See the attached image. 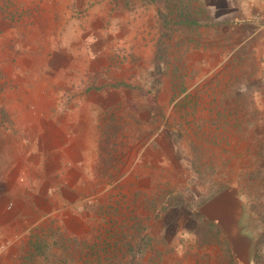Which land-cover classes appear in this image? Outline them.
Returning a JSON list of instances; mask_svg holds the SVG:
<instances>
[{
	"label": "rangeland",
	"instance_id": "1",
	"mask_svg": "<svg viewBox=\"0 0 264 264\" xmlns=\"http://www.w3.org/2000/svg\"><path fill=\"white\" fill-rule=\"evenodd\" d=\"M143 1L0 0L1 262L264 264V37L223 56L213 1L189 30Z\"/></svg>",
	"mask_w": 264,
	"mask_h": 264
},
{
	"label": "crops",
	"instance_id": "2",
	"mask_svg": "<svg viewBox=\"0 0 264 264\" xmlns=\"http://www.w3.org/2000/svg\"><path fill=\"white\" fill-rule=\"evenodd\" d=\"M150 0H144L139 6L142 7V5L148 4ZM171 1V2H170ZM213 3H211L214 6V12L211 14L214 16V14H217L219 12H223L222 14H217V18L219 20H216L215 17L214 21L223 24V56L229 53L228 47L225 48V46L231 44L230 48L237 49L239 46H237L238 41L242 43L246 42V40H249L250 38L257 36L258 34H261L262 37H264V0H211ZM151 2V1H150ZM202 0H164L163 2V9H160L162 13L159 15L161 16H169L170 27L172 25H181L184 26L183 29L189 30L191 28H196L201 26L203 23V19H208L207 11L205 5H201ZM132 4L135 2L132 1ZM138 5V4H137ZM176 7L175 13H171L170 9L171 7ZM182 9L185 10V12L182 11ZM216 9V10H215ZM157 12V11H156ZM154 13V12H153ZM141 14V13H140ZM155 14V13H154ZM163 22V18L161 20ZM206 22V21H205ZM211 25V23H210ZM164 28V27H163ZM217 28V27H215ZM213 32H215L214 28L212 29ZM255 46V45H254ZM254 46L247 48L246 53H251L254 56H260L264 55V47H261L258 45L256 48ZM225 48V49H224ZM243 49V48H242ZM256 49V53L251 52L252 50ZM257 60H251L255 61L256 63V69L260 68L259 65H263L261 69L264 68V63L260 64ZM22 153V152H21ZM23 155V154H22ZM10 159V156L7 154H3L0 152V184L8 182V166L9 164H5L2 160ZM18 168V165H16ZM22 169V168H21ZM18 173V172H17ZM17 173L15 174L17 176ZM16 182H19L15 179ZM3 190L0 188V191ZM0 194H2L0 192ZM55 196V199L60 202V207H64L67 205V192L65 190L61 193H55L53 194ZM237 212V209L233 213H228V211L223 212V219L227 222L228 225L231 224L232 218L235 216ZM216 227H218L216 225ZM229 227L227 228V230ZM219 229H217V232ZM231 231V230H230ZM228 232V231H227ZM216 234V233H214ZM226 231L223 230V236H225ZM233 233L231 231V237ZM187 237H191V234H187ZM187 238V239H189ZM239 242H235V248L238 252V244ZM186 250L189 248L186 247ZM216 258L212 259L210 261V264H216ZM219 261V260H218ZM220 264H223V260L219 261ZM226 263V261L224 262ZM0 264H5V262H1Z\"/></svg>",
	"mask_w": 264,
	"mask_h": 264
},
{
	"label": "bare ground",
	"instance_id": "3",
	"mask_svg": "<svg viewBox=\"0 0 264 264\" xmlns=\"http://www.w3.org/2000/svg\"><path fill=\"white\" fill-rule=\"evenodd\" d=\"M234 203H236V201H235V198H234V193L231 191V195L230 196H227L226 198L220 200L216 205H214L212 208H210V210L213 213H215L218 218H221V221H219L221 224L228 225L227 222L223 219V212H225V211H228V213L235 212V210L237 209V206H236V204L234 205ZM215 223H218V222L216 221ZM240 243H238L239 245H238V248H237L239 251L241 250ZM242 250H243V248H242ZM244 250H245V248H244ZM238 253H241V251L238 252Z\"/></svg>",
	"mask_w": 264,
	"mask_h": 264
},
{
	"label": "water",
	"instance_id": "4",
	"mask_svg": "<svg viewBox=\"0 0 264 264\" xmlns=\"http://www.w3.org/2000/svg\"><path fill=\"white\" fill-rule=\"evenodd\" d=\"M231 195V191H227L224 193H221L220 195H218L217 197H215L214 199L211 200V202H209V204L207 206H205L204 208H202L201 214H203L208 220H210L211 222L215 223L216 221L219 223H215L217 224V226L223 230L225 228H228L229 225H224L221 224L219 221H221V218H218L216 216L215 213H213L210 208H212L214 205H216L220 200L226 198L227 196ZM228 231V230H227Z\"/></svg>",
	"mask_w": 264,
	"mask_h": 264
},
{
	"label": "trees",
	"instance_id": "5",
	"mask_svg": "<svg viewBox=\"0 0 264 264\" xmlns=\"http://www.w3.org/2000/svg\"><path fill=\"white\" fill-rule=\"evenodd\" d=\"M175 1V0H174ZM171 2V1H170ZM175 9H176V7L174 6V7H171V9H170V11H171V13H175ZM182 11L183 12H185V10L184 9H182ZM170 22H171V20L169 19V16H164L163 17V27H169L170 25ZM212 225L213 226H215L216 227V225L215 224H213L212 223ZM217 228V227H216Z\"/></svg>",
	"mask_w": 264,
	"mask_h": 264
}]
</instances>
